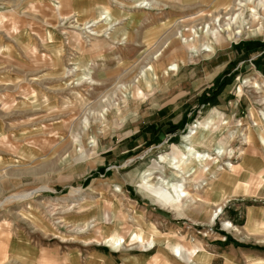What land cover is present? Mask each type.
Listing matches in <instances>:
<instances>
[{
	"label": "rangeland",
	"instance_id": "1",
	"mask_svg": "<svg viewBox=\"0 0 264 264\" xmlns=\"http://www.w3.org/2000/svg\"><path fill=\"white\" fill-rule=\"evenodd\" d=\"M260 134L264 0H0V264L264 245Z\"/></svg>",
	"mask_w": 264,
	"mask_h": 264
},
{
	"label": "crops",
	"instance_id": "2",
	"mask_svg": "<svg viewBox=\"0 0 264 264\" xmlns=\"http://www.w3.org/2000/svg\"><path fill=\"white\" fill-rule=\"evenodd\" d=\"M220 209V208H219ZM216 210L215 216L220 211ZM214 218V217H213ZM252 220H249L251 224ZM248 224L247 227L250 225ZM216 250L207 251L209 259L203 262H194L195 264H264V245L257 244L256 247H243V249L235 248L233 244H225L222 246V241H217ZM264 244V240L262 242ZM251 246V245H248ZM188 256V255H187ZM185 260L187 257H184ZM218 260V263H217ZM132 264L138 262L139 264H147L148 262H139L136 258L131 260ZM190 262V261H189Z\"/></svg>",
	"mask_w": 264,
	"mask_h": 264
},
{
	"label": "bare ground",
	"instance_id": "3",
	"mask_svg": "<svg viewBox=\"0 0 264 264\" xmlns=\"http://www.w3.org/2000/svg\"><path fill=\"white\" fill-rule=\"evenodd\" d=\"M253 16H254V20H259L260 16L257 15L255 12H253ZM208 28V27H207ZM210 31V30H209ZM255 31H253L254 33ZM212 33V32H211ZM229 36H232L233 34L231 32L228 31ZM212 37H215L217 39V42H223L222 37L220 36L219 31H215L212 34H207L205 36V38H202L200 35L196 34V31H194V37L193 40L188 44L189 47H192V51L197 52V51H205L207 54H211L213 53L216 49H217V45H215V41L213 40ZM187 42V41H186ZM220 44V43H219ZM191 53V54H193ZM193 56V55H192ZM173 65V64H172ZM175 67H178V65H173ZM208 129V128H207ZM193 132V131H192ZM191 132V133H192ZM191 135H185L183 138V141L185 142L186 140L189 139ZM262 141L264 142V135L260 134ZM200 137L197 138V136L193 139V141L196 142H201V140L199 141ZM184 150L185 151H191V155H193L195 158H203L204 156H201V153L199 151H196L197 149L193 148L192 144L190 145V142L187 144H183ZM206 156H210L209 154ZM186 158V157H185ZM206 159V158H205ZM207 160V159H206ZM206 163V162H205ZM229 166H232V164H230ZM170 185V184H169ZM188 192H186V190L183 187V184H171L170 187L168 188V191H166L164 193V196H166V200L170 202L176 201L178 200L181 196L182 197H186L188 196ZM179 206V205H178ZM118 241L116 242H110L113 243V245L115 244H119ZM122 242V241H121Z\"/></svg>",
	"mask_w": 264,
	"mask_h": 264
}]
</instances>
